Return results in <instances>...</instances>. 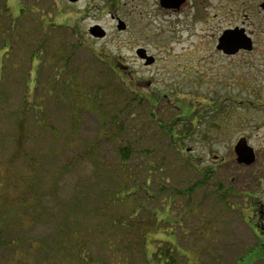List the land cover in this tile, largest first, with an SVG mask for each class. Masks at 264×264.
<instances>
[{"label":"trees","instance_id":"trees-1","mask_svg":"<svg viewBox=\"0 0 264 264\" xmlns=\"http://www.w3.org/2000/svg\"><path fill=\"white\" fill-rule=\"evenodd\" d=\"M20 3L15 17L8 0H0V148H7L0 157V264L190 260L174 227L189 224L192 203L188 198L176 222L171 209L181 193L170 186L158 157L162 142L182 154L178 142L195 131L201 111L184 115L189 123L180 124L179 117L163 122L157 115L163 96L137 91L132 78L120 75V62L104 52L91 48V63L78 65L63 46L66 40L56 38L67 26L56 24L40 5ZM84 44L80 39L74 48ZM84 113L100 121L92 142L81 137ZM103 140L113 146V160L101 153ZM194 170L202 179L190 190L223 188L214 170ZM166 193L168 211L148 206ZM221 195L230 192L222 189ZM165 225L176 244L156 241ZM257 261L264 256L252 264Z\"/></svg>","mask_w":264,"mask_h":264},{"label":"rangeland","instance_id":"rangeland-1","mask_svg":"<svg viewBox=\"0 0 264 264\" xmlns=\"http://www.w3.org/2000/svg\"><path fill=\"white\" fill-rule=\"evenodd\" d=\"M20 2L31 7L41 6V10L52 13L56 24L67 26L55 32L56 38L62 43L66 40L63 46L68 54H75L78 65L91 63V48L94 52H104L129 68L128 71L120 69L119 73L125 79L132 78L137 91L163 96L161 107L157 106L161 111L158 118L163 122L179 117L180 124H183L188 121L183 116L192 113L193 108L201 111L195 120L198 121H194L195 131L184 134L185 138L178 142L182 154H176L175 149L162 142L158 157V166L168 172L170 186L181 193L175 197L176 207L171 209L174 218L180 217L188 198L192 203L189 224L179 218L176 220L180 221L179 225L174 227L179 247L185 249L190 258L180 259V264H252L259 255L264 256V235L261 231L254 233L247 225L251 214H240V210L231 209L238 201L232 193L236 190L253 192L264 200V178L253 174L255 167H240L235 153L238 140L244 137L256 151L258 165L264 163V109L245 108L237 103H264V81L260 80L262 76L257 74L256 67L260 57L222 59L214 47L222 27L220 17L212 18L209 25H195L193 18L186 13L190 5L183 14L160 9L157 0H81L75 4L67 0H8L15 17L21 11ZM218 5L221 3L209 4L211 17L219 14ZM116 12V16L127 25L124 32L117 29L112 17ZM73 25H76V33H73ZM94 26H100L107 33L106 39L92 38L89 31ZM80 39L85 44L77 51L74 46ZM141 48L155 57L154 65L146 67L140 60L137 50ZM87 69L93 70V67ZM256 81L258 87L253 85ZM246 82L253 84L244 85ZM14 103L17 104V100ZM82 118L81 137L92 142L97 137L100 121L90 113H84ZM65 120L53 119L61 124ZM100 148L108 160L115 158L109 141L103 140ZM6 151L5 146L0 148V157L6 156ZM194 169L214 170L219 175L218 183L230 195L222 196V189L216 185L215 190L212 184L195 188V192L190 190L202 179ZM153 186L157 188L159 185L154 182ZM100 188V191L107 189ZM167 196L168 193L164 194L148 206L168 211ZM194 210L196 214H192ZM168 214L170 212L166 213V218H170ZM160 221L164 222L163 219ZM168 228L163 226V233H157L159 238L155 239L176 244L177 240L169 236L171 228ZM249 249L252 253L239 261ZM95 251L102 255L100 245ZM263 263L257 261L254 264Z\"/></svg>","mask_w":264,"mask_h":264},{"label":"flooded vegetation","instance_id":"flooded-vegetation-1","mask_svg":"<svg viewBox=\"0 0 264 264\" xmlns=\"http://www.w3.org/2000/svg\"><path fill=\"white\" fill-rule=\"evenodd\" d=\"M160 9L165 11H170L172 13H185L184 9L189 8L186 12L190 17L193 18V23L195 25H209L212 18L220 17L222 27L220 28L219 34L215 39V50L216 53L222 57V59H246L249 57H260L257 67V74H260V80L264 81V0H200L195 2V0H157ZM182 3L179 5V2ZM142 2V1H141ZM194 2V3H193ZM220 2L218 5L219 14H215L211 17L209 4ZM191 3V4H190ZM143 4V3H141ZM145 5V4H143ZM112 16L117 24V29L122 22L125 25V30H119L124 32L127 30V25L113 13ZM95 38L96 40H104ZM93 38V37H92ZM140 50H144V55L146 58H152L153 63L151 65L147 64V61L141 59L138 55ZM208 44V52H209ZM137 56L144 63L146 67L155 64V57L147 54L145 49H138ZM120 67L125 71L129 68L120 63ZM115 70V69H114ZM258 81V80H257ZM256 83H245L244 85H255L258 87L259 84ZM264 86V82L262 84ZM245 108L255 107L256 109H264V103L251 102V101H240L237 102ZM249 152L252 156V161L246 159L245 154ZM235 153L237 155V164L240 167H245L246 169H253V174L257 177L261 176L264 178V163L258 165V155L256 151L250 147L248 140L241 137L236 146ZM258 172V173H256ZM236 181V180H235ZM238 182V181H237ZM234 196L238 199L231 209L234 211L240 210V214H251L247 225L251 228L254 233H259L264 235V200L262 197H257L253 192H240V190L233 191ZM240 200V201H239ZM242 200V201H241ZM247 203V204H246ZM242 205H245L242 207ZM194 210L192 214H196ZM260 234V235H261ZM259 235V236H260ZM261 235V236H262Z\"/></svg>","mask_w":264,"mask_h":264},{"label":"water","instance_id":"water-1","mask_svg":"<svg viewBox=\"0 0 264 264\" xmlns=\"http://www.w3.org/2000/svg\"><path fill=\"white\" fill-rule=\"evenodd\" d=\"M69 3L71 4H75V3H78L80 2L81 0H67ZM182 3L179 2V5ZM119 30H125V25L121 22L119 27H118ZM90 35L93 37V38H100V39H103L105 36H106V32L100 27V26H94L90 29L89 31ZM145 51L144 50H140L138 55L141 59H144L147 61V64L148 65H151L153 63V59L152 58H146V56L144 55ZM245 157L248 161H252V156L249 152H246L245 154Z\"/></svg>","mask_w":264,"mask_h":264}]
</instances>
